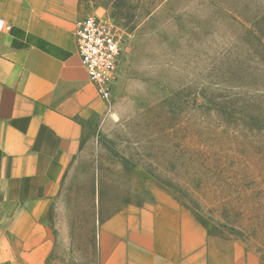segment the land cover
<instances>
[{
  "label": "rangeland",
  "instance_id": "1",
  "mask_svg": "<svg viewBox=\"0 0 264 264\" xmlns=\"http://www.w3.org/2000/svg\"><path fill=\"white\" fill-rule=\"evenodd\" d=\"M80 4L114 25L121 54L53 212L63 263L99 264L102 213L157 188L264 261V0Z\"/></svg>",
  "mask_w": 264,
  "mask_h": 264
},
{
  "label": "crops",
  "instance_id": "2",
  "mask_svg": "<svg viewBox=\"0 0 264 264\" xmlns=\"http://www.w3.org/2000/svg\"><path fill=\"white\" fill-rule=\"evenodd\" d=\"M81 16L80 0H0V264H64L53 212L106 110L77 53ZM95 244L99 264H264L161 188L102 213Z\"/></svg>",
  "mask_w": 264,
  "mask_h": 264
},
{
  "label": "built area",
  "instance_id": "3",
  "mask_svg": "<svg viewBox=\"0 0 264 264\" xmlns=\"http://www.w3.org/2000/svg\"><path fill=\"white\" fill-rule=\"evenodd\" d=\"M74 37L88 81L96 88L98 97L109 103L121 54V41L114 25L100 17L83 15L75 23Z\"/></svg>",
  "mask_w": 264,
  "mask_h": 264
},
{
  "label": "trees",
  "instance_id": "4",
  "mask_svg": "<svg viewBox=\"0 0 264 264\" xmlns=\"http://www.w3.org/2000/svg\"><path fill=\"white\" fill-rule=\"evenodd\" d=\"M163 179L157 177V181H159L161 184H164L166 181H162ZM202 224L206 227V229L208 230L209 233H211V228H212V225L210 224V222L208 220H201L199 219Z\"/></svg>",
  "mask_w": 264,
  "mask_h": 264
}]
</instances>
